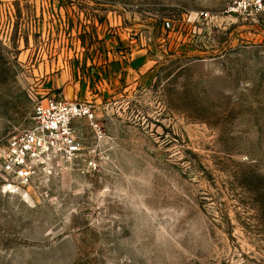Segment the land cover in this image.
Returning a JSON list of instances; mask_svg holds the SVG:
<instances>
[{
  "label": "rangeland",
  "instance_id": "obj_1",
  "mask_svg": "<svg viewBox=\"0 0 264 264\" xmlns=\"http://www.w3.org/2000/svg\"><path fill=\"white\" fill-rule=\"evenodd\" d=\"M51 96L95 120L0 170V264H264V0H0V157Z\"/></svg>",
  "mask_w": 264,
  "mask_h": 264
},
{
  "label": "built area",
  "instance_id": "obj_2",
  "mask_svg": "<svg viewBox=\"0 0 264 264\" xmlns=\"http://www.w3.org/2000/svg\"><path fill=\"white\" fill-rule=\"evenodd\" d=\"M33 110L34 124L13 137L0 157V170L8 179L5 192L23 200L32 198L31 187L47 167L57 161L72 163L79 157L82 143L73 129L75 120L86 118L92 125L95 120L89 105L61 96L38 101Z\"/></svg>",
  "mask_w": 264,
  "mask_h": 264
}]
</instances>
